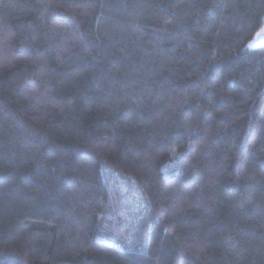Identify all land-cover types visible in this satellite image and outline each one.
<instances>
[{
	"label": "trees",
	"instance_id": "obj_1",
	"mask_svg": "<svg viewBox=\"0 0 264 264\" xmlns=\"http://www.w3.org/2000/svg\"><path fill=\"white\" fill-rule=\"evenodd\" d=\"M261 28L264 0H0V264H264Z\"/></svg>",
	"mask_w": 264,
	"mask_h": 264
},
{
	"label": "rangeland",
	"instance_id": "obj_2",
	"mask_svg": "<svg viewBox=\"0 0 264 264\" xmlns=\"http://www.w3.org/2000/svg\"><path fill=\"white\" fill-rule=\"evenodd\" d=\"M253 41V40H252ZM250 44V43H249ZM248 44V47H249ZM264 45V41H256L251 47L249 48H256L257 46ZM116 183H120V191L123 195L128 196L129 199V209L127 210L131 214H138L141 212L143 208V204L141 202V199L135 189V187H128V185L123 182V180H120L116 178Z\"/></svg>",
	"mask_w": 264,
	"mask_h": 264
},
{
	"label": "snow or ice",
	"instance_id": "obj_3",
	"mask_svg": "<svg viewBox=\"0 0 264 264\" xmlns=\"http://www.w3.org/2000/svg\"><path fill=\"white\" fill-rule=\"evenodd\" d=\"M256 41H264V28H261L259 32L255 34L253 41L250 42L249 47H251Z\"/></svg>",
	"mask_w": 264,
	"mask_h": 264
}]
</instances>
